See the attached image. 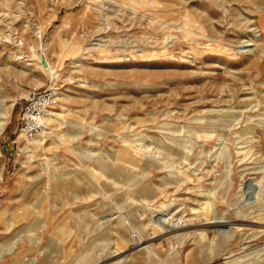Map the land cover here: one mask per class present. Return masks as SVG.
Returning a JSON list of instances; mask_svg holds the SVG:
<instances>
[{"label": "rangeland", "instance_id": "obj_1", "mask_svg": "<svg viewBox=\"0 0 264 264\" xmlns=\"http://www.w3.org/2000/svg\"><path fill=\"white\" fill-rule=\"evenodd\" d=\"M49 85L63 115L23 149ZM0 98V264H264V0H0Z\"/></svg>", "mask_w": 264, "mask_h": 264}, {"label": "bare ground", "instance_id": "obj_2", "mask_svg": "<svg viewBox=\"0 0 264 264\" xmlns=\"http://www.w3.org/2000/svg\"><path fill=\"white\" fill-rule=\"evenodd\" d=\"M248 27H249V25H248ZM250 30L253 31L255 39L258 40V39L261 38V34H262L261 33V28L258 25L257 26L256 25L255 26L254 25L253 26L250 25ZM236 47H237V49H238L239 52H247V53H251L255 48H258L257 43L256 42H250V39H247V40H244V41L242 40V43L239 44ZM2 101L3 100L0 98V130H2L5 127V125L7 124L8 120H9V117H10V107L8 105H6V104H2ZM50 112H51L50 114L47 112V115L44 118V123H45V121H47L48 123H49V121H54V120H56V117L63 115L62 114V111H57V110H54V109H50ZM261 123H262V127L264 128V119L261 121ZM45 126L47 127L46 124H45ZM253 128H254L253 126L247 127V129H249L248 131H253ZM258 141H259V139H257V141H255V142H258ZM41 143H42V138H40V139L39 138H36V137H33L32 139L27 138V144L23 147V149L29 148V145L30 144L32 145V144H41ZM133 155H135V154H133ZM134 157H136V156H134ZM134 157H132V158L134 160H136V158H134ZM136 162L137 161H133L132 164L133 165H136ZM151 163H144V165H143L144 168L145 169H148L151 166ZM160 167L162 168L163 165L162 166L160 165ZM104 169H105V171H106V169H107V171H110L108 168H105L104 167ZM89 171H90V173L92 174V176L95 179L96 178L98 180L100 179L101 175L99 176V175L96 174V169L95 168L92 167V169L90 168ZM75 174H77V173L75 172ZM105 175H107V178L108 179L110 178L109 172L106 173ZM67 176H68V174H67ZM165 182H169V181L166 180ZM107 185L109 186V187H107V189L110 191L111 190L110 189V186H112V185L110 183L107 184ZM259 186H260V181H258L256 178L248 177L247 179H245V181L243 182V188H242L241 195H240L245 200L244 201V204L245 205H248L249 207L254 205V201H255L254 197L260 193V191H258V187ZM92 188H94V187H92ZM141 189L143 191H145V193H147V194L149 192L153 191V189L150 187L149 183H147V182L145 184H143V186L141 187ZM76 197H77V195H76ZM160 221H161L160 218H156L155 219V222H158L157 223L158 224L157 226H159V222ZM123 222L124 221L122 220L121 223H117V227L115 228V232H116L115 242H116V245L117 246H116L114 252L115 251H118L120 249L121 242L124 243V242L130 240L131 238L132 239H136L137 238V235H139L137 231L134 232V231L130 230L125 225H123V227H121V225L123 224ZM225 222L226 221H223V220H221V221L220 220L219 221L216 220V221H214V223L208 224V226L209 227H222L223 225H225ZM215 244H217V243L215 242L213 244V246ZM216 249H217V246L215 245L214 246V250L216 251ZM145 250H146V252L148 251L147 253H148V256H149V258L146 257L145 260L146 261L147 260H151L152 261L153 260L152 255L155 254L156 251L149 244L145 246ZM168 263L169 264H176L175 261L172 260V259L169 260Z\"/></svg>", "mask_w": 264, "mask_h": 264}, {"label": "built area", "instance_id": "obj_3", "mask_svg": "<svg viewBox=\"0 0 264 264\" xmlns=\"http://www.w3.org/2000/svg\"><path fill=\"white\" fill-rule=\"evenodd\" d=\"M60 100V90L57 86L49 85L43 89L32 88L23 96L18 97L21 106L19 134L32 139L45 133L44 118L48 110L54 109Z\"/></svg>", "mask_w": 264, "mask_h": 264}, {"label": "water", "instance_id": "obj_4", "mask_svg": "<svg viewBox=\"0 0 264 264\" xmlns=\"http://www.w3.org/2000/svg\"><path fill=\"white\" fill-rule=\"evenodd\" d=\"M42 62H43V64H44V65H46V64H47V62H46V60H45V57H44V56L42 57Z\"/></svg>", "mask_w": 264, "mask_h": 264}]
</instances>
